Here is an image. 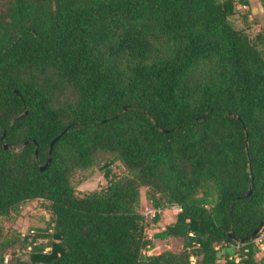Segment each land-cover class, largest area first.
Instances as JSON below:
<instances>
[{"label":"trees","instance_id":"trees-1","mask_svg":"<svg viewBox=\"0 0 264 264\" xmlns=\"http://www.w3.org/2000/svg\"><path fill=\"white\" fill-rule=\"evenodd\" d=\"M233 2L0 0V264H264L237 241L264 222V38ZM101 153L107 186L79 193ZM142 187L181 206L158 235L182 251L147 253ZM35 199L47 226L5 231Z\"/></svg>","mask_w":264,"mask_h":264},{"label":"rangeland","instance_id":"rangeland-1","mask_svg":"<svg viewBox=\"0 0 264 264\" xmlns=\"http://www.w3.org/2000/svg\"><path fill=\"white\" fill-rule=\"evenodd\" d=\"M247 1L249 3H245L244 0H234V8L230 14V20L237 28L244 29L251 38H257L259 35L261 38H264V3L262 0ZM111 156L112 155L101 153L98 156V162L94 166L85 170L78 169L74 172L73 181L79 193H88L100 190L107 186L108 182L104 176L103 165L109 158H111ZM111 168L114 174L119 177H124L129 173L119 160H116ZM146 191L147 187L141 188V204L139 210L142 213H145L147 208L152 206L151 200L147 198ZM172 211L171 207L162 208L159 213L160 220L156 223L153 222L152 217L145 216L147 223L146 232L148 238H150L154 244V247L147 253H159L167 249L175 252L183 250L182 238L160 237V235H158L164 230L167 223L175 219ZM50 213L49 201L44 199H35L27 201L22 206L21 214L14 222H11L4 217L1 218V221L5 231L14 227L20 232L27 233L36 228H45L47 226V221L50 218ZM260 239L261 237L255 239L256 244H258L259 248H261L257 254L258 259L262 258V250L264 249V246L259 243ZM237 248L238 246H236V249ZM8 252L11 259L18 255V253L16 254V252H13L12 250H9ZM219 253V262L224 263L225 248L223 246L220 247ZM234 256L237 257L235 254ZM23 257L27 258V255L24 254Z\"/></svg>","mask_w":264,"mask_h":264},{"label":"water","instance_id":"water-1","mask_svg":"<svg viewBox=\"0 0 264 264\" xmlns=\"http://www.w3.org/2000/svg\"><path fill=\"white\" fill-rule=\"evenodd\" d=\"M66 131H67V130H64L61 134H59V136L55 137V138L53 139V141L51 142L49 158H48V160L45 162V164H44L43 166H41V170L46 169V168L48 167V165L50 164L51 159H52L53 145H54V143L59 139V137H60L61 135H63ZM4 147H5V148H8L9 145L6 143V144H4ZM250 194H251V189L249 190V192H248L247 194H244V195H242V196H238L237 198H235L234 201H233V203H232V207H233V205H234L238 200H240V199H242V198H244V197H246V196H248V195H250ZM263 229H264V222H262V223L258 226V228H257L256 230H254V232H252L250 235H248V236H246V237H244V238L238 239L237 241H238L239 243H244V242H247V241H249V240L256 239V238L258 237V235L262 232Z\"/></svg>","mask_w":264,"mask_h":264},{"label":"built area","instance_id":"built-area-1","mask_svg":"<svg viewBox=\"0 0 264 264\" xmlns=\"http://www.w3.org/2000/svg\"><path fill=\"white\" fill-rule=\"evenodd\" d=\"M172 208V212L174 215L178 214V212H180L182 210L181 206L179 204H174L171 206ZM162 208H155V207H149L147 208L146 212L144 213L146 217H152L154 218L157 214H159L161 212ZM32 233L34 231H31ZM30 250V247H29ZM19 252V251H18ZM11 258L10 254H6L5 255V262H8L9 259Z\"/></svg>","mask_w":264,"mask_h":264},{"label":"crops","instance_id":"crops-1","mask_svg":"<svg viewBox=\"0 0 264 264\" xmlns=\"http://www.w3.org/2000/svg\"><path fill=\"white\" fill-rule=\"evenodd\" d=\"M173 216H174V214H173ZM175 217V216H174Z\"/></svg>","mask_w":264,"mask_h":264}]
</instances>
